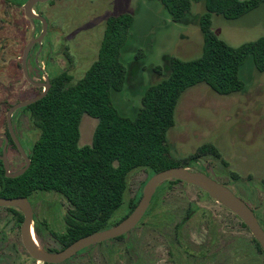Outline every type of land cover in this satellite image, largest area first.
I'll return each mask as SVG.
<instances>
[{
    "label": "rangeland",
    "instance_id": "obj_1",
    "mask_svg": "<svg viewBox=\"0 0 264 264\" xmlns=\"http://www.w3.org/2000/svg\"><path fill=\"white\" fill-rule=\"evenodd\" d=\"M15 1L0 0V134L8 129L9 109L44 90L27 81L22 65L33 32L39 37L43 25L36 22L34 31L24 14L26 1ZM192 3L191 11L180 22H175L158 0H50L38 4L35 12L47 19L48 28L40 49L37 44L31 49L30 76L35 82H45L48 76L64 72L71 83L82 79L98 59L107 20L131 13L135 22L122 52L127 83L122 91L113 92V101L121 114L134 118L145 90L168 75L170 57L190 60L202 54L199 22L205 6L195 0ZM213 31L231 46L259 39L264 36V4L236 20L213 15ZM158 65L163 67L161 74L155 70ZM240 78L244 90L229 96L215 93L206 84L187 90L177 106L168 146L173 159L184 161L201 146L214 145L220 157L204 155L190 168L230 188L251 207L264 228V73L256 69L250 57L241 67ZM13 124L29 153L40 132L28 113L20 110L15 112ZM97 125V119L83 116L80 146L92 143ZM2 148L0 139V155ZM8 158L12 172L25 165L13 147L8 149ZM147 178L145 170L130 174L124 203L110 224L122 221ZM69 209L63 196L40 194L35 203V223H39L41 233L36 239L44 250L62 249L51 232H65ZM150 209L124 239L90 247L63 264H264V254L257 250L243 222L195 186L165 184ZM0 264H45L26 251L21 223L6 208L0 209Z\"/></svg>",
    "mask_w": 264,
    "mask_h": 264
},
{
    "label": "trees",
    "instance_id": "obj_2",
    "mask_svg": "<svg viewBox=\"0 0 264 264\" xmlns=\"http://www.w3.org/2000/svg\"><path fill=\"white\" fill-rule=\"evenodd\" d=\"M25 1L13 3L23 4ZM158 1L175 22L182 21L193 4L192 0ZM195 1L205 6L199 22L204 40L202 54L190 60L170 57L168 75L145 90L134 118L121 114L113 101V92L122 91L127 83L128 69L122 60V52L135 22L131 13H121L107 20L98 59L82 79L71 83V78L64 72L48 76L51 82L48 94L20 110L28 113L40 134L27 153L32 163L22 176L8 178L0 162V198L31 199L41 193L63 196L70 205L65 217L66 230L63 234L51 232L62 249L121 221L110 224L124 203L129 176L134 171L145 170L147 182L161 171L178 166L190 167L204 155L220 157L214 145L205 144L188 159L175 160L170 154L168 133L175 126L179 101L190 88L206 84L222 96L243 91L245 84L240 78V70L250 57L256 69L264 73V36L240 46H231L213 31V15L236 20L263 5L264 0ZM36 60L34 57L35 65ZM155 70L161 74L163 67L158 65ZM84 115L97 119L98 125L92 143L80 146V125ZM6 134L9 136L8 129ZM9 139V147L17 150L10 136ZM177 182L180 183L170 180L162 185ZM162 185L151 206L164 187ZM141 197L142 191L130 201L124 218L135 209ZM8 210L17 215L19 222L23 221L21 212L14 208ZM34 228L37 234L41 233L39 223ZM253 242L264 254L254 237Z\"/></svg>",
    "mask_w": 264,
    "mask_h": 264
},
{
    "label": "water",
    "instance_id": "obj_3",
    "mask_svg": "<svg viewBox=\"0 0 264 264\" xmlns=\"http://www.w3.org/2000/svg\"><path fill=\"white\" fill-rule=\"evenodd\" d=\"M49 1L50 0H27L26 3L23 5L24 14L34 26V31L36 22H40L43 25V31L41 35L36 38L33 32L31 41L25 48L22 57L23 71L27 81L32 86L43 87L44 90L40 95L32 99L22 101L13 105L7 113V125L9 136L14 141L17 150L25 161V165L23 168L16 172L11 171V165L8 158V145L10 143V139L6 133L0 134V139L4 140V146L2 154L0 155V161L3 162L5 173L8 178H18L22 176L30 168L32 163L31 159L27 155L26 151L24 150L23 146L20 143V140L18 139L15 133L13 116L18 110L26 108L42 100L48 94L51 88V82L49 80V77L46 78L45 82H35L31 78L28 69V58L31 49L36 44L42 45V40L48 28L47 19L41 14H37L35 12V6ZM170 180H178L180 182L195 186L201 189L202 191L206 192L212 199L216 200L218 203L222 204L224 207L229 209L246 225V227L253 235L254 239L258 242V244L264 251V228L259 222L255 212L251 209V207L224 184L215 180L208 174L196 171L190 167H173L153 175L146 182L139 203L126 218H124L121 222L110 228L82 237L70 244L68 247L57 252L44 250L38 243V240L35 238V236H33L34 211L28 198H0V209L15 208L23 213L24 221L21 226L22 242L26 251L35 261L42 262L45 264H63L76 257L80 252L84 251L85 249L104 243L106 241L123 237L129 234L135 228H137L139 223L147 214L158 188L163 183Z\"/></svg>",
    "mask_w": 264,
    "mask_h": 264
},
{
    "label": "flooded vegetation",
    "instance_id": "obj_4",
    "mask_svg": "<svg viewBox=\"0 0 264 264\" xmlns=\"http://www.w3.org/2000/svg\"><path fill=\"white\" fill-rule=\"evenodd\" d=\"M38 45V44H37ZM10 144V143H9ZM3 146H4V143H3ZM8 148H9V145H8ZM2 150H3V148H2ZM2 154V153H1ZM0 162H2V161H0ZM10 162V161H9ZM3 163V162H2ZM10 165H11V163H10ZM24 167V166H23ZM22 167V168H23ZM16 172V171H15ZM39 197H40V194H37V195H35L34 197H32L31 199H28L29 201H30V203H31V206H32V208H33V211H34V227H35V222L37 221V216H36V212H35V203H36V201L39 199ZM1 198H3V197H1ZM6 209H8V208H6ZM15 209V208H14ZM17 211H19V212H21L20 210H18V209H16ZM10 211V210H9ZM12 212V211H11ZM13 213V212H12ZM22 213V212H21ZM14 214V213H13ZM23 214V213H22ZM15 215V214H14ZM16 217H17V215H15ZM24 216V215H23ZM17 221L19 222V220H18V217H17ZM23 221H24V219H23ZM23 221L22 222H19V223H21V226H22V223H23ZM34 230H35V228H34ZM36 232V231H35ZM34 232V233H35ZM37 233H35V237L37 238V235H36ZM49 251V250H48ZM51 252H54V251H51Z\"/></svg>",
    "mask_w": 264,
    "mask_h": 264
},
{
    "label": "bare ground",
    "instance_id": "obj_5",
    "mask_svg": "<svg viewBox=\"0 0 264 264\" xmlns=\"http://www.w3.org/2000/svg\"><path fill=\"white\" fill-rule=\"evenodd\" d=\"M33 236H35V233L33 232ZM36 238V237H35Z\"/></svg>",
    "mask_w": 264,
    "mask_h": 264
}]
</instances>
